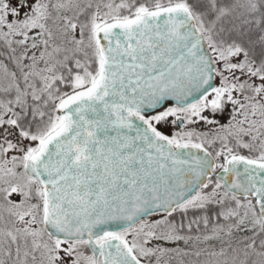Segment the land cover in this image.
<instances>
[{
	"label": "snow or ice",
	"instance_id": "1",
	"mask_svg": "<svg viewBox=\"0 0 264 264\" xmlns=\"http://www.w3.org/2000/svg\"><path fill=\"white\" fill-rule=\"evenodd\" d=\"M0 264H264V0H0Z\"/></svg>",
	"mask_w": 264,
	"mask_h": 264
}]
</instances>
